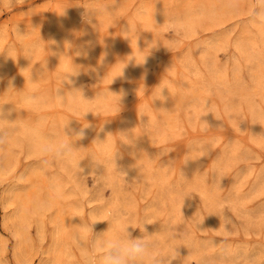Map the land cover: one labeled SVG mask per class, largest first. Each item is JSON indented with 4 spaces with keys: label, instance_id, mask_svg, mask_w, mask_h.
Wrapping results in <instances>:
<instances>
[{
    "label": "rangeland",
    "instance_id": "1",
    "mask_svg": "<svg viewBox=\"0 0 264 264\" xmlns=\"http://www.w3.org/2000/svg\"><path fill=\"white\" fill-rule=\"evenodd\" d=\"M125 36L149 55L110 84ZM0 77V264H87L118 221L159 264H264V0H0ZM61 139L74 161L41 151Z\"/></svg>",
    "mask_w": 264,
    "mask_h": 264
},
{
    "label": "clouds",
    "instance_id": "2",
    "mask_svg": "<svg viewBox=\"0 0 264 264\" xmlns=\"http://www.w3.org/2000/svg\"><path fill=\"white\" fill-rule=\"evenodd\" d=\"M108 13V7L106 5L101 4L94 8L86 9V12L83 14V18L85 21L90 22L97 15H106ZM61 14H63V12ZM15 32L19 37H24V35L20 32L18 28L15 29ZM125 38L130 40L131 47L133 48L132 39L128 36H125ZM37 44L38 42H35L26 47L25 55L31 54L32 50L37 46ZM133 49V53L122 59L121 62L115 67V69H117V74L112 76L110 84L113 83L115 78L123 77L124 69L130 63L133 64V66L142 67L145 65L146 59L149 54H144V52L139 49L136 38L135 46ZM9 58L12 57L9 56ZM79 72V66H76L71 62L70 67L66 71H63L61 73V76L68 83L73 84L74 81L71 79V77L79 75ZM144 75H147L146 70ZM0 79H2V77H0ZM143 79L144 76L141 77V81H143ZM11 85L12 81L9 80V86ZM172 86L173 85L170 80H168L167 78L163 79L157 86L152 89V102L163 99L165 90H169ZM145 91L146 89L145 87H143V94L145 93ZM82 95L83 93L79 90H74L72 93L73 100L75 101ZM125 95L126 93L123 90H121L120 93L106 91V93L98 97L97 101L102 102L110 99L112 105L111 115H116L122 110V100ZM151 103L149 105H145L143 108H138V111L141 115H147L148 112L153 111ZM200 104L201 111H203V101H200ZM84 113L78 114V116H83ZM253 116L254 119L258 120L261 125H264V110L254 111ZM86 127L87 125L85 126V128ZM77 135L79 139H83L85 137V130L81 129ZM111 145L112 135L109 133L107 144L101 142L102 153H106L108 150H110ZM41 151L45 155H50L54 158H59L61 160L74 161L75 159L74 154L70 149V146L67 145L62 139L58 140L54 145L44 146ZM50 192L51 202H54L61 198V193L58 187L52 186ZM46 208L47 204L45 203H41L39 205V211L41 212L46 210ZM88 231H91V228H89ZM173 243H175V241ZM164 254H169L171 256L175 255V252H173L172 250V245L158 246L154 242L133 237L132 232L128 230L127 224L122 223L120 221L119 226L113 231L109 232L102 239L101 244L99 246H94L91 249L87 257V264H159V261L155 258L157 257V255Z\"/></svg>",
    "mask_w": 264,
    "mask_h": 264
},
{
    "label": "bare ground",
    "instance_id": "3",
    "mask_svg": "<svg viewBox=\"0 0 264 264\" xmlns=\"http://www.w3.org/2000/svg\"><path fill=\"white\" fill-rule=\"evenodd\" d=\"M60 95H61V94H60ZM61 96H63V95H61ZM64 99H65V98H64ZM32 137H33V136H32ZM111 205H112V204H111ZM112 206H113V205H112ZM113 207H114V206H113ZM108 208H109V207H108ZM116 208H117V206H116ZM116 208H114V210H112V211H115ZM111 209H112V207H111ZM118 210H119V209H118ZM118 210H116V211L118 212ZM112 211H111V213H114V212H112ZM110 215L112 216V214H110ZM115 216H116V215H113V217H115ZM118 217H119V216H118ZM116 220H118V219H116ZM112 221H113V224H114V223H115V219H112ZM116 223H117V222H116ZM116 223H115V226L118 225L119 221H118L117 224H116ZM111 224H112V223H111ZM117 227H118V226H117ZM117 227H116V228H117Z\"/></svg>",
    "mask_w": 264,
    "mask_h": 264
}]
</instances>
